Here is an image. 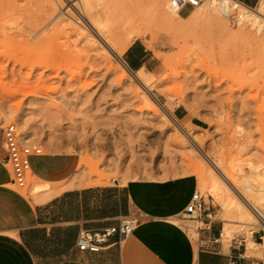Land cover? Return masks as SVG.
Masks as SVG:
<instances>
[{"label":"rangeland","instance_id":"1","mask_svg":"<svg viewBox=\"0 0 264 264\" xmlns=\"http://www.w3.org/2000/svg\"><path fill=\"white\" fill-rule=\"evenodd\" d=\"M47 2L0 0V139L1 130L17 127L23 116L33 139L28 143L85 161L73 178L79 186L179 175L198 181L193 166L200 157L191 146L199 145L238 179L243 192L257 187L252 171L264 172V30L255 34L242 26L241 34L232 33L209 17L190 25L163 18V7L155 9L153 0H121L127 9L120 16L134 21L142 32L135 42L149 51L150 96L158 107L143 100L130 74L135 71L125 74L99 45L52 18L70 4L50 12ZM117 12L112 7V28ZM34 186L45 188L32 183L20 192L30 195ZM198 193L221 229L223 208ZM203 216L182 215L175 222L197 221L199 229ZM249 262L264 264L254 257Z\"/></svg>","mask_w":264,"mask_h":264},{"label":"crops","instance_id":"2","mask_svg":"<svg viewBox=\"0 0 264 264\" xmlns=\"http://www.w3.org/2000/svg\"><path fill=\"white\" fill-rule=\"evenodd\" d=\"M238 1L251 8L258 0ZM148 57L149 51L139 42L123 53L132 71H153ZM5 161L0 139V264H252L243 242L233 240L227 247L221 243L222 226L211 222L210 214L201 218L198 242L173 221L184 215L197 192L194 175L79 186L73 178L80 157L47 152L29 159L28 185L44 190L34 186L30 195H24L11 185ZM129 215L139 222L128 237H110L95 254L76 248L81 230L108 229Z\"/></svg>","mask_w":264,"mask_h":264},{"label":"bare ground","instance_id":"3","mask_svg":"<svg viewBox=\"0 0 264 264\" xmlns=\"http://www.w3.org/2000/svg\"><path fill=\"white\" fill-rule=\"evenodd\" d=\"M47 1L50 12H55L57 9L56 6L61 8L66 4H70L72 8H66L65 13L58 12L57 15L52 18H58V23L62 26H66L67 28L74 30L77 35L80 34L81 36H84L85 39L89 40V42L91 41L92 43L99 45L101 51L104 52L105 55L111 56L117 60L120 69L125 74L130 72L122 63L120 56L125 51H127V49L138 38L142 37V32L139 31L137 26L135 28L133 23L134 21H132V19L120 16L121 14L119 13L123 9L122 4H120L121 0ZM209 1L212 0H208V3L205 1L197 6L196 10L187 17L181 16L179 13L180 7L175 3V0H153V4L156 7L155 9L159 10L160 12L161 8L163 7L164 12L161 14L163 18H177L179 21L186 22L190 25H197L205 18H210L214 21L216 19V22L219 21L221 24L220 28L224 27L226 29H231L232 33L235 32L237 34H241L243 31L241 28L242 26L250 27L253 32H255V34H259L262 30H264V0H260L255 9L246 7L243 4H239L235 15L237 21L236 24L229 23L232 26H229L227 23H225L227 20L221 14V10L219 8L210 9L208 7ZM224 3L227 2L224 1ZM118 5L122 7L120 8ZM112 7H116L119 16V20L117 19L119 23L115 22L117 24L115 28L114 26L112 28ZM125 7L126 6L124 4V9H127ZM121 13H123V11ZM128 14L129 12L127 15ZM162 16L160 17L162 18ZM217 25L219 27V23H217ZM130 74H133L132 80L136 84L137 90L139 91L143 100L147 103H154L159 107L157 101L152 99L150 96L153 88L149 84L148 72L142 68ZM161 118L165 122L172 121L178 131L185 135L184 130L175 120L169 119L164 114L161 116ZM16 125L21 131L19 138L22 142L28 143L32 137L26 120L23 118V116L17 118ZM182 140L186 141V139ZM191 147H194V150L196 148V151L199 154L198 157H200L198 165L193 166V172L198 177L197 193H208L209 196L218 201L223 208L224 214L222 218L220 237L221 243L227 247L230 243H232L233 240L241 241L244 243L246 256L254 257L258 260H264V203H262V201H264V172L259 173L257 170H253L252 178L257 182L258 185L255 189H249V192H243V188L241 187L238 179L232 176L229 171L220 163V161L216 159V157L213 158L205 154L199 145H196V147ZM194 150H192V152H195ZM83 162L85 161L80 159L78 170L80 169L81 163ZM256 194H260V197L257 199ZM49 196H51L50 193L47 195V198ZM173 221L175 222V219ZM186 223V225L180 226H182L189 237L194 241L198 236L197 229L199 224L197 221H190ZM254 234H258V240L254 239Z\"/></svg>","mask_w":264,"mask_h":264},{"label":"built area","instance_id":"4","mask_svg":"<svg viewBox=\"0 0 264 264\" xmlns=\"http://www.w3.org/2000/svg\"><path fill=\"white\" fill-rule=\"evenodd\" d=\"M205 1L208 3V0H175V3L180 7L179 13L181 14L183 8L193 9ZM224 1L227 3H224ZM239 4L249 7L238 0H212L209 1L208 7L210 9L219 8L227 22L236 24L235 15ZM123 64L129 71H132L124 61ZM1 141L6 153L5 162L9 165L12 173L11 185L18 189L26 188L31 181L29 159L33 156L42 155V149L35 143H23L19 138L17 127L13 124H9L1 130ZM202 214L207 216L205 203L195 191L185 208L184 216L192 220H198ZM138 222V218L129 215L121 217L117 226L108 229L101 231L81 230L76 239V248L80 252L99 253L110 237L115 235H118L120 239L128 237L134 231Z\"/></svg>","mask_w":264,"mask_h":264}]
</instances>
